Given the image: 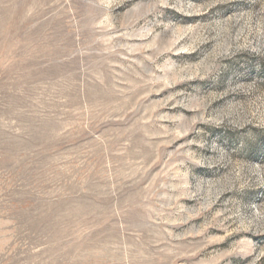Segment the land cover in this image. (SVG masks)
Wrapping results in <instances>:
<instances>
[{"label": "rangeland", "instance_id": "rangeland-1", "mask_svg": "<svg viewBox=\"0 0 264 264\" xmlns=\"http://www.w3.org/2000/svg\"><path fill=\"white\" fill-rule=\"evenodd\" d=\"M0 264H264V0H0Z\"/></svg>", "mask_w": 264, "mask_h": 264}]
</instances>
